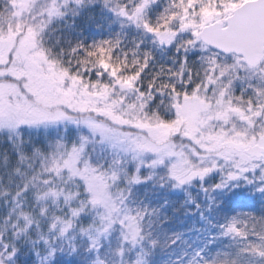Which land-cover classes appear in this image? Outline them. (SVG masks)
<instances>
[{"label": "snow or ice", "instance_id": "snow-or-ice-1", "mask_svg": "<svg viewBox=\"0 0 264 264\" xmlns=\"http://www.w3.org/2000/svg\"><path fill=\"white\" fill-rule=\"evenodd\" d=\"M0 264H264V0H0Z\"/></svg>", "mask_w": 264, "mask_h": 264}]
</instances>
